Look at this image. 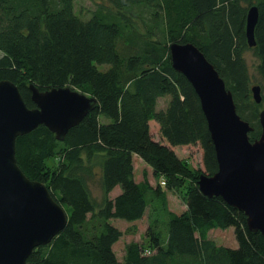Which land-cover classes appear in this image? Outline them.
<instances>
[{"label": "trees", "instance_id": "trees-1", "mask_svg": "<svg viewBox=\"0 0 264 264\" xmlns=\"http://www.w3.org/2000/svg\"><path fill=\"white\" fill-rule=\"evenodd\" d=\"M97 3L86 17L76 0H0V82L16 83L29 107H35L32 84L41 91L70 87L98 101L62 141L45 125L17 138L23 172L45 183L68 213L65 229L36 248L27 264H264V235L249 229L244 212L199 188L202 173L219 170L215 145L200 98L170 53L174 43L199 47L232 91L239 115L254 128L250 139L259 138L264 0ZM253 6L259 21L257 44L250 47L246 24ZM249 51L257 59L261 104L253 98ZM162 97L169 98L160 107ZM151 121L169 145L153 138ZM197 143L204 171L172 148ZM135 155L152 167L156 185L148 175L136 179ZM97 180L100 199L92 192ZM117 187L120 193L111 196ZM166 188H185V212L169 209ZM147 212L149 245L128 243L121 263L114 246L124 232L113 221L135 223ZM230 227L237 247L210 237L212 230Z\"/></svg>", "mask_w": 264, "mask_h": 264}, {"label": "water", "instance_id": "water-1", "mask_svg": "<svg viewBox=\"0 0 264 264\" xmlns=\"http://www.w3.org/2000/svg\"><path fill=\"white\" fill-rule=\"evenodd\" d=\"M259 9L247 14L246 35L256 46ZM174 68L184 74L200 98L215 145L219 170L202 173L198 184L207 196H221L244 212L252 232L264 235V109L261 136L250 139L253 127L238 111L233 93L205 54L193 43L170 46ZM35 107H29L10 80L0 82V264H27L32 252L48 245L68 223V213L42 181L30 179L16 157L17 138L45 125L65 139L73 127L98 105L95 97L70 87L41 91L30 85ZM257 104L262 88H252Z\"/></svg>", "mask_w": 264, "mask_h": 264}, {"label": "rangeland", "instance_id": "rangeland-1", "mask_svg": "<svg viewBox=\"0 0 264 264\" xmlns=\"http://www.w3.org/2000/svg\"><path fill=\"white\" fill-rule=\"evenodd\" d=\"M107 3V0H97V1H90V0H76L77 10H82L84 16H89L92 10H95L98 6V3ZM247 62L249 64L250 73L253 79V85H260V78L256 73V65L257 59L254 56L252 51L246 53ZM261 86V85H260ZM169 98V97H168ZM167 97H162L159 99V106L163 107L166 105ZM261 110L263 107L260 108ZM151 132L153 138L156 141H159L163 144L169 145L168 142L163 138L160 133V126L156 121H151L150 123ZM174 151L179 155L180 158L186 160L191 167L195 170H205L204 161H203V149L200 144H192V145H185V146H176L172 147ZM146 162L142 161L140 157L134 158V164L136 168V179L138 181H142L146 175L150 182L153 185H156V178L154 176V171L151 166L145 164ZM92 192L94 196L97 198L102 197V189L100 187L99 181L92 182ZM165 187V186H164ZM183 188L180 190H167V201L168 207L170 210L176 213H183L187 210V202H186V191ZM121 188L117 187L115 191L112 193L111 196L115 197L118 193H120ZM153 216V215H152ZM114 224L121 228L124 232L121 239L115 244L114 249L117 253L119 261L122 263L125 256V249L128 243L130 242H138L140 245L144 247L149 245V238L147 235L148 227L150 226L151 222V215L150 212L135 223H130L123 219H115ZM131 229V230H130ZM210 237L218 244L224 245L227 247L235 248L238 245L234 228L230 227L228 229H215L210 232Z\"/></svg>", "mask_w": 264, "mask_h": 264}, {"label": "built area", "instance_id": "built-area-1", "mask_svg": "<svg viewBox=\"0 0 264 264\" xmlns=\"http://www.w3.org/2000/svg\"><path fill=\"white\" fill-rule=\"evenodd\" d=\"M162 185H164V186H165V185H166V183L162 181ZM150 253H151V251H149V250H145V254H150Z\"/></svg>", "mask_w": 264, "mask_h": 264}, {"label": "crops", "instance_id": "crops-1", "mask_svg": "<svg viewBox=\"0 0 264 264\" xmlns=\"http://www.w3.org/2000/svg\"><path fill=\"white\" fill-rule=\"evenodd\" d=\"M135 157H139V156L135 155V156H134V158H135ZM141 160L143 161V159H142V158H141ZM145 164H146V163H145ZM135 174H136V168H135Z\"/></svg>", "mask_w": 264, "mask_h": 264}]
</instances>
